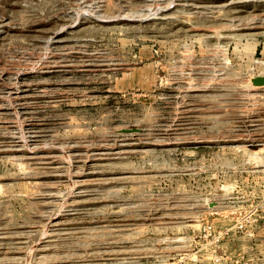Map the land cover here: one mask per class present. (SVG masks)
Instances as JSON below:
<instances>
[{
    "label": "rangeland",
    "instance_id": "rangeland-1",
    "mask_svg": "<svg viewBox=\"0 0 264 264\" xmlns=\"http://www.w3.org/2000/svg\"><path fill=\"white\" fill-rule=\"evenodd\" d=\"M256 75L264 0H0V264H264Z\"/></svg>",
    "mask_w": 264,
    "mask_h": 264
},
{
    "label": "water",
    "instance_id": "water-1",
    "mask_svg": "<svg viewBox=\"0 0 264 264\" xmlns=\"http://www.w3.org/2000/svg\"><path fill=\"white\" fill-rule=\"evenodd\" d=\"M251 82L255 86H264V75H256L254 77H251ZM130 130H138V128L133 127L130 128Z\"/></svg>",
    "mask_w": 264,
    "mask_h": 264
}]
</instances>
